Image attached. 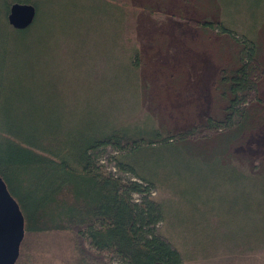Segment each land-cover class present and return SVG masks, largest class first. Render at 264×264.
<instances>
[{
    "label": "rangeland",
    "instance_id": "1",
    "mask_svg": "<svg viewBox=\"0 0 264 264\" xmlns=\"http://www.w3.org/2000/svg\"><path fill=\"white\" fill-rule=\"evenodd\" d=\"M36 1L39 91L48 99L41 108L54 111L55 129L64 121L83 134L112 121L153 125L164 136L193 129L225 105L217 83L240 64L236 37L258 43L251 123L234 142L226 146L233 135L223 129L130 158L155 181L150 198L162 204L159 232L183 264H264V0ZM204 18L233 28L234 39L208 31ZM135 55L134 74L126 66ZM113 156L107 148L98 162L130 179L115 171ZM20 253L19 264L77 260L67 232L25 235Z\"/></svg>",
    "mask_w": 264,
    "mask_h": 264
},
{
    "label": "trees",
    "instance_id": "2",
    "mask_svg": "<svg viewBox=\"0 0 264 264\" xmlns=\"http://www.w3.org/2000/svg\"><path fill=\"white\" fill-rule=\"evenodd\" d=\"M14 3L31 4L36 10L33 24L24 30L7 23ZM38 7L36 0H0V178L19 205L24 236L70 233L75 264H183V254L159 232L164 223L162 204L150 198L156 183L130 157L139 149L171 148L187 135L223 129L233 135L226 146L234 142L251 123L253 107H247V98L257 88L253 66L261 73L258 43L246 35L236 37L240 64L221 72L217 87L225 105L217 117L173 135L164 136L153 125L145 129L113 121L83 134L65 121L55 129L54 111L41 108L48 99L39 91L43 74L38 70L42 45ZM119 12H124L121 6ZM201 23L208 31L217 29L230 38L236 35L222 21L204 18ZM129 60L126 68L135 74L136 55ZM134 126L139 128L136 133L131 131ZM107 148L114 152L115 171L130 179L99 164ZM20 261L19 251L15 264Z\"/></svg>",
    "mask_w": 264,
    "mask_h": 264
},
{
    "label": "water",
    "instance_id": "3",
    "mask_svg": "<svg viewBox=\"0 0 264 264\" xmlns=\"http://www.w3.org/2000/svg\"><path fill=\"white\" fill-rule=\"evenodd\" d=\"M36 17L33 5L14 3L10 6L7 23L15 30L31 26ZM24 238V219L19 205L0 178V264H15Z\"/></svg>",
    "mask_w": 264,
    "mask_h": 264
}]
</instances>
